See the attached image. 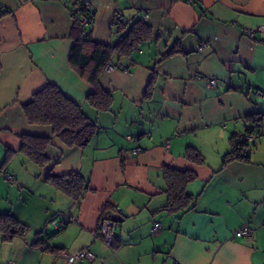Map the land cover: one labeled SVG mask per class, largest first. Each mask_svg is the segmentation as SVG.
I'll return each mask as SVG.
<instances>
[{
    "label": "crops",
    "instance_id": "obj_1",
    "mask_svg": "<svg viewBox=\"0 0 264 264\" xmlns=\"http://www.w3.org/2000/svg\"><path fill=\"white\" fill-rule=\"evenodd\" d=\"M89 1L94 42L123 37L116 14L126 28L136 19L151 28L130 57L112 56L130 73L100 72L112 94L107 110L87 103L93 87L69 63L73 0H0V217L25 228L0 231V264H66L84 247L96 258L73 264H264V129L249 160L223 163L245 117L264 115V0ZM247 29H256L252 37ZM48 82L95 124L85 145L27 122L23 105ZM19 134L51 137L44 166L20 151ZM188 147L203 162L187 158ZM164 166L195 174L186 185L194 205L184 212L167 206ZM69 171L88 181L79 201L46 180ZM104 218L118 234L112 246L99 233ZM245 224L252 237L234 236Z\"/></svg>",
    "mask_w": 264,
    "mask_h": 264
},
{
    "label": "trees",
    "instance_id": "obj_2",
    "mask_svg": "<svg viewBox=\"0 0 264 264\" xmlns=\"http://www.w3.org/2000/svg\"><path fill=\"white\" fill-rule=\"evenodd\" d=\"M77 3V1L72 2L71 12L77 7ZM5 13L7 12H1L0 17ZM114 21L120 26V30H126L123 37L112 46L94 42L88 37L89 31L86 36H83L76 20H73L71 30L73 45L69 54V63L93 87L86 101L97 110H107L112 103L111 92L104 90L99 84L98 79L102 69L107 63L120 67L119 61L113 63L112 56L115 54L119 59L130 57L134 50L151 36L150 26L142 19L131 21L127 28L126 22L118 14L115 15ZM23 112L29 124L50 125L53 136L58 137L68 146H83L95 133V124L89 120L81 106L65 96L55 84L50 82L32 94L31 100L23 105ZM245 122L247 126L244 133H236L230 137L231 150L224 155L223 163L235 159L249 160L255 138L252 142H248L244 135L251 133H255L257 137L261 135L264 129V115L247 116ZM19 138L20 151L35 164L44 166L48 161L45 150L51 144V137L19 134ZM185 155L197 163L203 162L202 155L193 147H188ZM162 172L166 183L168 208L177 212H184L191 208L195 198L186 190V185L195 178L194 172L170 166H164ZM46 180L57 190L76 201H79L89 188L88 181L74 171L63 175L49 174ZM104 219H110L114 225L112 218ZM24 230L23 224L11 215H1L0 231L5 234V237L21 234ZM43 243L42 238L38 239L34 245Z\"/></svg>",
    "mask_w": 264,
    "mask_h": 264
},
{
    "label": "built area",
    "instance_id": "obj_3",
    "mask_svg": "<svg viewBox=\"0 0 264 264\" xmlns=\"http://www.w3.org/2000/svg\"><path fill=\"white\" fill-rule=\"evenodd\" d=\"M77 1V7L73 9L71 12L73 20H76L77 23L80 25L81 28V34L83 36H86L88 31L93 25L94 22V14L91 8V4L89 0H73ZM3 12V6L0 3V13ZM114 28L116 30H120V26L114 22ZM261 29V28H257ZM256 29H247L246 34L248 36H253L254 32ZM114 68V66L111 63H107L104 67V69L109 70ZM121 70L124 73H130L129 69H127L124 66H121ZM215 80L213 78L210 79V84L215 85ZM257 93L261 96H264V88H258ZM255 133L251 134H245L244 138L248 142H252L255 138ZM134 152H138V148L133 150ZM4 176L8 181H12V175H10L8 172L4 171ZM160 223L155 222L152 226V231L155 232L159 229ZM252 228L248 225L245 224L235 230L233 233L234 236L236 237H245V238H251L252 237ZM103 242L107 246H112V243L115 238L118 237V234L116 232V229L114 228L113 222L110 219H104L102 221L100 231H99ZM96 258V254L89 248V247H84L82 249L76 250L74 252H70L69 254L66 255L65 257V262L66 264H73V263H81L86 260H94ZM176 264V263H175Z\"/></svg>",
    "mask_w": 264,
    "mask_h": 264
}]
</instances>
